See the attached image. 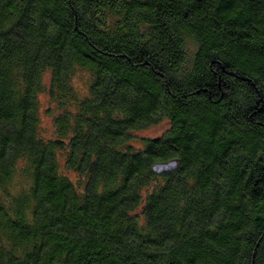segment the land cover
I'll return each instance as SVG.
<instances>
[{
  "label": "trees",
  "instance_id": "trees-1",
  "mask_svg": "<svg viewBox=\"0 0 264 264\" xmlns=\"http://www.w3.org/2000/svg\"><path fill=\"white\" fill-rule=\"evenodd\" d=\"M0 264H264V0H0Z\"/></svg>",
  "mask_w": 264,
  "mask_h": 264
},
{
  "label": "rangeland",
  "instance_id": "rangeland-1",
  "mask_svg": "<svg viewBox=\"0 0 264 264\" xmlns=\"http://www.w3.org/2000/svg\"><path fill=\"white\" fill-rule=\"evenodd\" d=\"M86 77L82 73H77L75 77H73V85L75 90L82 95L85 93V82ZM38 103L40 104V125L43 128L44 136H52L54 127L52 126L51 117L45 114V110L47 109V95H39ZM166 124L157 125L152 128L144 129L143 131L135 132L134 133V140L133 143L135 146H139V138L143 137H155L161 134L166 129Z\"/></svg>",
  "mask_w": 264,
  "mask_h": 264
},
{
  "label": "water",
  "instance_id": "water-1",
  "mask_svg": "<svg viewBox=\"0 0 264 264\" xmlns=\"http://www.w3.org/2000/svg\"><path fill=\"white\" fill-rule=\"evenodd\" d=\"M176 166L175 160H170L166 163H156L152 166V171L155 173H167L168 171H171Z\"/></svg>",
  "mask_w": 264,
  "mask_h": 264
}]
</instances>
